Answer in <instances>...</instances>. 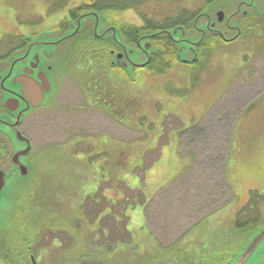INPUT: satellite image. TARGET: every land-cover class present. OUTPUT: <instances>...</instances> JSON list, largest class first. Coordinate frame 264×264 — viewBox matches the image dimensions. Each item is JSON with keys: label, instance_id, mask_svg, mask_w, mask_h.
Returning <instances> with one entry per match:
<instances>
[{"label": "rangeland", "instance_id": "374dc122", "mask_svg": "<svg viewBox=\"0 0 264 264\" xmlns=\"http://www.w3.org/2000/svg\"><path fill=\"white\" fill-rule=\"evenodd\" d=\"M90 1L69 0L67 5L59 12H50L45 15V0H0V55H4L8 49H13L18 45L17 38H13L15 40L12 41L13 43H8L6 41L8 39L7 35L25 34L28 37L37 38V34L47 33L45 39H54L66 34L68 30L54 33L52 28L64 17L68 8ZM227 1L232 4L229 12L222 7L220 8L219 4L214 8L210 7L209 10L201 12L207 14L210 22L215 25L221 23L224 19L232 23L231 25H236L240 16L239 12L241 13V10L246 8L244 3L246 1L248 3V0ZM223 2H226V0ZM202 5H204L202 0L149 2L142 7L122 11L117 14V17L121 21L135 26L143 25L144 21L148 20L153 23H163L169 18L175 17L181 11H197L200 7H203ZM254 6H256V11L259 8L261 9L260 12L264 13V2L263 6H260L259 3H254ZM218 11L223 13L220 22L217 21L216 13ZM234 13L239 16H231ZM98 16L103 18L100 14ZM204 17L206 15L202 16L199 22L197 21L200 28L204 25ZM39 18L41 21L38 22ZM94 22V18H86L84 23L82 22V29L76 35L86 32V30L90 32L91 25H94ZM111 26L118 28L116 25H111L104 20L103 28L100 29L102 31L104 28ZM188 27L187 29L183 27L184 35H177V38H174L177 40L174 43L176 53L178 48L182 49L181 58L190 59L192 58L190 54L192 48L197 58H199L198 45L203 40L198 44L191 45L187 39H192L194 43L199 38L213 33L205 35L202 32V35L198 37L199 31L194 30L192 23ZM101 31L98 30V33H101ZM194 31L195 33H193ZM33 32L37 33L31 35ZM196 33L198 34L196 35ZM76 35L70 38H75ZM84 35H82L83 38ZM87 35L93 36L96 42L101 43L102 41L94 36V32L87 33ZM259 35L260 38L255 42L247 41L245 38L235 39L234 35L232 37L227 36L218 44L219 47L212 50L209 57L203 58L197 63H193V61L183 63L180 62V59H171L168 67L160 64H154L151 69H148L150 67L137 66L136 64L142 53L139 51L140 55L137 59L129 56L128 61L123 62L121 65L124 67L131 64L132 68L126 69L124 67L128 75L119 69L120 67H116V64L111 66L110 59L99 50L100 57L87 56L86 60H89L90 64L97 65V68L88 71L89 77H96V80L100 78L102 81L104 78L106 81L112 82L117 80L119 83L117 86L113 83L105 84L104 89L97 88L98 92L106 91L108 97H102L100 95L102 93L93 94L92 90L86 89V92H89L88 100L97 103L101 107L108 106L109 108L113 99L115 102L118 101L117 103L120 104V106H117L119 112H115V117L121 121L116 122L103 115V113H98V116H96L97 113H94L96 115L92 117L86 119H82V117L80 122L78 121L79 125L75 124L73 126L74 122H71L70 119H60L61 112L59 113V111L57 112L59 114H54L53 117L50 116L49 112L43 111L42 116L39 114L32 118L33 122L29 121L31 132H26L34 139L38 150L40 149L34 156L36 164L39 168L50 171L52 180L50 195L52 203L51 220L42 219L37 223L38 226L46 227L50 222L47 225L50 231L47 232V237L44 235L45 232L43 233L37 243L33 245L35 249H48L49 245H51V249H69L71 262L76 261V256L79 254H84L85 257H82V261L85 264H97V262H99L98 264H101V262H106V264H145V249L127 250L122 249L121 246L123 245L109 249L113 242L123 240L121 235L125 233L124 224L123 222L119 223L117 215L122 214V212H118L120 203L123 202L121 207L124 209L123 206L128 205L126 200L130 198L117 203L109 202L103 193L104 188L114 189L113 184L116 181L124 182L125 170L131 167H137L142 172V161L145 162V156L142 158L145 150V135L152 138L158 133L162 124L165 131L162 132L161 142H165L170 134L180 133L183 121L179 116L180 112L184 119L196 116L204 117L205 120L209 118V121L215 119L225 124L224 129L227 128L233 118L237 120L241 115H244V118L249 116L248 118L254 119L255 122H250L248 119L244 129L251 133L252 138H259V136L264 138V29L262 32L259 31ZM182 38L186 40L180 41ZM2 40L4 41L2 42ZM79 41V44L74 46L69 44L71 45L69 52L66 53L67 49L63 53L70 55L88 54L90 45L95 48L99 46L101 47L100 50L102 47L106 48V46L92 43L91 38L88 42H84L79 37ZM122 41L124 42V40ZM149 41L152 44V50L159 52L162 43L161 46H157L153 40L150 39ZM73 42L75 43V41ZM144 42L145 40H142L140 44L142 45ZM127 47L134 50L137 46L128 45ZM120 51L117 50L114 54ZM70 64L72 62H68L67 65ZM134 68L137 69L134 70ZM91 78L86 77L85 80ZM86 85H88L87 82ZM100 87H103V84H100ZM75 88L72 80L66 83L64 87L66 101L72 102L76 99L77 92L75 93ZM127 101L129 103H125ZM91 112V110L87 111L84 115L88 114L90 116V114H93ZM209 121H206V123L212 124ZM145 127L147 129L146 134ZM190 131L198 132L194 136V141L185 134V132ZM183 133L185 135L182 141L186 143L184 146L198 148V150L195 151V155L193 154L194 157L191 163L193 174L188 173L179 178L177 180L178 185L168 190V192H172L173 202L167 205L166 200H164V206L159 204L165 209L163 219L169 218L174 223L172 227L170 226L172 234L174 232V234H177L181 230L180 217H183L182 220L186 221L187 224L188 222L191 223L193 219L219 207L222 197L227 194L224 184H220L221 174L213 173V177H210L213 180L212 185L206 191H199L200 189L195 181L204 171L201 168L202 166L206 165L212 169V165H217L215 163L223 159L224 155L220 158V154H223L220 149L223 145L222 142H224L225 148L227 147L226 142H228L229 132L225 131L223 133L219 126L214 128L213 125H199L185 130ZM248 136L250 137V135ZM129 139L131 141L127 142ZM120 153L122 156L119 155ZM129 155L131 158L126 160ZM149 156L152 158L155 156L153 150H151ZM101 160L105 162L100 165ZM149 161L148 158L147 164H150ZM247 167L249 171L242 173L246 178L241 179L239 173H233L238 195L236 196L233 191L236 196L235 202L232 201L231 204L233 202L234 204L226 210V214L230 216L233 213H238L242 208L241 204L247 202L248 198L246 199L247 194L245 192L247 188L264 185L256 181L264 176V145L256 149L255 158L250 160ZM122 172L124 174H121ZM95 174L97 178L107 176L105 182L107 184L104 187L102 186L100 190H93L95 189L93 185L85 188L86 184L83 180L85 176L93 179ZM227 184L226 187L233 190L234 183ZM231 189H229L230 196H232ZM125 191L129 195L133 193L135 197L137 196L136 200L131 199L132 202L141 203L140 189L135 193L127 191V189ZM256 191L263 195L261 191ZM177 197L183 199L182 203L179 202ZM229 205L230 202L226 208ZM224 208L221 210L222 212ZM246 219V225L241 228H237L235 222L231 226L228 219L229 224L227 228L223 229L222 237H217V234H215L212 248L203 250L211 251L215 249L226 252L228 250L243 249L252 235L258 229L264 227V200L259 205V214L249 215ZM174 228L175 231H172ZM104 229H107V233L103 237ZM12 242L15 245L18 239L11 238L8 242L9 248H12ZM261 248L264 249V239L257 247V249ZM159 251H161L160 255L162 257H158L157 260L161 258L166 260L168 257L177 260V262L181 260V263L184 262L182 260L192 261L194 259L197 262L200 260L194 256H189L191 251L197 252L200 251L199 249L173 248L170 250L160 249Z\"/></svg>", "mask_w": 264, "mask_h": 264}, {"label": "flooded vegetation", "instance_id": "af4514ba", "mask_svg": "<svg viewBox=\"0 0 264 264\" xmlns=\"http://www.w3.org/2000/svg\"><path fill=\"white\" fill-rule=\"evenodd\" d=\"M249 2L250 0H248V3L247 1L244 3L246 8L241 10V13L239 12L240 16L238 14L232 16H246L248 10L252 12ZM263 2L264 0H255V3H259L260 6H263ZM260 10L259 8L257 10L255 28L260 27L259 31L262 32L264 29V15H260ZM204 18L203 28L199 27L200 24L198 22L200 19L198 22L192 23L194 30L199 31L198 37L202 35V32L205 35L207 33H214L213 30H217V34H219L218 31L221 32L223 38H227V36L232 37L237 33V30L231 25L232 23L225 19L221 23H216L217 25L212 24L211 26V24L207 25V17ZM259 31L257 35H259ZM91 32H94L93 25H91ZM97 34H102V32H97ZM174 38H172L173 45L177 41ZM195 38L197 39V37ZM160 39V43L163 45L164 37H160ZM27 40L28 42L25 47L15 52L22 55L18 56L14 64L11 63L12 60L0 64L2 66L0 70L4 69V78L2 85H0V114L3 115L2 122H0V264H85L82 261V257H85L84 254H79L76 256V261L71 262L69 249H51V245L48 246V249H35V247H32V249H14L5 245L3 239L14 237L17 239H27L32 237V235L39 234L42 236L44 232V235L47 237V232L50 231L47 226L50 222H48L46 227L38 226L37 223L42 219L51 220V173L44 170V168H39L36 164L34 156L40 149L38 150L34 139L27 134V132H31L29 130V121L33 122L32 118L39 114L42 116L43 111H47L51 117L61 112L60 119H70L71 122H74L73 126L78 124L82 117V119H86L87 117L96 115L94 113H97L96 116H98V113H103V115L110 117V119L120 122L121 120L115 117V112H119L117 106H120V104L117 103L118 101L115 102L113 99L110 108L108 106L101 107L97 103L90 102L88 100L89 92H86L87 89L89 91L92 90L93 94L102 93L100 94L102 97L107 96L106 91L102 90L98 92L97 88L104 89L105 84L113 83L117 86L119 83L117 80L112 82L106 81L104 78L102 81L100 78L96 80V77L91 78L88 76V71L92 70V68H97V65L93 66V64H90V61L86 60V57L91 55L100 57L98 53H83L78 55L63 53L67 49L69 50L67 45L74 41L73 38H68L57 44L52 43L48 46L35 44L30 48L28 46L30 45V38L28 37ZM101 40L111 42L112 38L109 36ZM185 40L182 38L180 41ZM113 46L114 49L111 50V54H105L110 59V62L115 57L114 53L120 50L114 43ZM47 50L51 51L50 57H47ZM12 56L13 54L10 58ZM124 59L127 62L129 57L124 55ZM144 59L145 55L142 52L138 62ZM68 62H72V64L67 65ZM6 67L7 69H5ZM68 67L70 68L69 70L67 69ZM116 67H120L119 69L124 73H128L125 72L126 69L121 65L116 64ZM86 77L91 79H87L86 81ZM14 78L16 79L14 80ZM69 80H72L76 87L75 93L77 92V97L72 102L65 100L64 87ZM86 82L88 85H86ZM49 84H51V90L46 93L49 89ZM100 84H103V87H100ZM27 94L30 95L27 96ZM4 95L12 98L11 107L15 109L14 113L6 110L4 107L2 102ZM41 95L43 98L38 102ZM28 98H30L29 102H27ZM22 108L24 110H21ZM90 110L93 114H90V116L88 114L84 115V113ZM58 111L59 113H57ZM21 112H23V115ZM17 116H19V119ZM16 119H18L17 124ZM13 123L16 124L14 128L11 127ZM15 129L19 131L21 138L24 140L16 137ZM28 146V152L25 155H21ZM17 153L19 156L15 165L12 158ZM242 251L243 249H235L223 252L222 250L212 249L207 255L203 251L195 253L191 251L189 256L200 259L199 262L194 259L192 261H182L185 264H264V249H254L245 261L238 262L237 259ZM160 253L161 251H158L155 253L156 255L154 254L156 260L158 257H162ZM205 256L207 257L205 258ZM151 257L148 259L146 256L145 264L184 263H181V260L177 262V260L171 257L166 258V260L161 258L158 260L159 262L153 263L151 260L154 257Z\"/></svg>", "mask_w": 264, "mask_h": 264}, {"label": "crops", "instance_id": "0c3cea01", "mask_svg": "<svg viewBox=\"0 0 264 264\" xmlns=\"http://www.w3.org/2000/svg\"><path fill=\"white\" fill-rule=\"evenodd\" d=\"M179 116H181L183 120L180 132L199 125H213L214 128L219 126V129L221 128L223 133L225 131L229 132L228 142H226L227 147L225 148L224 142H222L223 145L220 149V152L223 153L220 154V158L224 155L223 159H221L218 163L216 162L215 164L217 165H212V169L206 165L202 166L201 168H203L204 171H202V174L197 177L195 181L196 185L200 189L199 191H206L212 185L213 180L210 179V177H213V173L221 174L222 179L220 184H224L227 191L226 196L222 197L220 206L214 211H210L205 215H201L200 217L193 219L191 223L188 222L187 224L186 221L184 222V220H182L183 217H180L179 223H181V230L177 234H174L175 232L172 234V232H170V228L174 223L169 218L163 219V212L165 209L159 204L164 206V200H166L167 205L168 203L170 204L173 202L172 192H168V190L178 185L177 180L179 178L188 173L193 174L191 163L193 161L195 151L197 152L198 148L185 147L184 145L186 143L182 141L181 133L177 132L172 135L170 134L165 142H161L160 138L162 136V132L165 131L163 124L159 128L158 133L152 138H148L145 135L147 130L145 127V150L142 157L144 158L145 156V162L144 160L142 161L143 171L140 172L137 167H131L130 169L125 170L126 177H124V182L116 181L115 184H113L115 187L114 189H107V187H105L103 191L109 202L117 203L130 198L129 200H126L128 205L126 207L124 205V209L121 207L123 202L120 203V207L118 209V212H122V214L117 215L118 221L119 223L123 222L124 224L123 228L125 233L121 235L123 240L113 242L110 248L108 247L109 249H113L114 246L118 247V245H123L124 247L121 246L122 249L127 250L145 249V256H147L148 259H150V256L154 257V259L151 260L153 263L158 261L155 259V253H157L160 249H199V252L203 251L207 255L210 251L203 249L212 248L214 245L215 234H217V237H222L223 229L227 228L229 223L231 226L234 225L237 212L233 213L231 216L226 214V210L234 204V200L238 195L233 173H239V177L241 179L246 178V176L242 173L249 171L247 164L250 160L255 158L256 149L264 145V138H261L260 136L259 138H252L251 133H248L247 129H244L248 119L250 122H255L254 119L248 118L249 116H245L244 118V115H241L237 118V120H234L233 118L226 129H224L225 124L220 123L215 119L213 121H209V118H206L205 120L204 117L198 116L184 119L181 112L179 113ZM206 121L212 122V124L206 123ZM248 135H250V137ZM130 141L131 139L127 140V142ZM151 150H153L155 155L153 158L149 156L151 154ZM225 150L226 152H224ZM119 155H121V153ZM119 155L116 157V162ZM130 158L131 157L129 155L126 160ZM148 158L150 160V164H147ZM104 162L105 161L101 160L99 164L101 165ZM121 174H124V172ZM83 180L86 184L84 187L88 188L90 185H93L95 188L93 190H100L102 186L104 187V185L107 184L105 183L107 181V176H99L97 178L96 174L93 179L92 177L85 176V179ZM253 180L255 179L253 178ZM110 181L112 182L113 180ZM256 181L264 184V176L260 180ZM225 182L234 183L233 190L229 188L232 190V196L229 195V189L226 187ZM126 189L127 191H133L134 193L140 189L139 194H141V203H135V201L132 202L131 199L136 200L137 196L135 197L133 193L129 195L125 191ZM251 190H259L264 195V185L252 186L251 188H247L245 191L247 194L246 199L249 197L248 193H250ZM233 191L236 193V196ZM177 199L180 203H182L183 199L181 197H177ZM232 201L234 202L231 204ZM229 202L230 205L226 208ZM245 203L241 205L244 206ZM223 208L224 210L222 212L221 210ZM219 211L221 212L218 213ZM228 212L229 210L227 213ZM106 231L107 229H104V235H102L103 237L107 233ZM172 231H175V228ZM195 252L196 251H194V253ZM206 257L207 256H205V258Z\"/></svg>", "mask_w": 264, "mask_h": 264}, {"label": "trees", "instance_id": "16d2710c", "mask_svg": "<svg viewBox=\"0 0 264 264\" xmlns=\"http://www.w3.org/2000/svg\"><path fill=\"white\" fill-rule=\"evenodd\" d=\"M67 1L69 0H45L44 2L46 3L45 15L50 12L51 13L59 12V10H61L64 6L67 5ZM162 1L180 2L181 0H91L89 3H81L77 6L68 8L64 17L52 28V32L60 33V32L69 30V22H72L73 24H75L77 18L81 14L91 13V12H95L98 15L99 14L102 15L103 21L105 20L111 25H116L119 28V31H121L122 38L127 45H133L136 47L137 42L139 41V38L142 35L160 31L161 33L160 37H164L163 45L161 46V43H160L161 39L159 36L151 39L154 41V43L157 46H161V47H160L159 52H156V51L151 52L150 61L147 65L144 66V68L150 67L148 69H151V66L153 68L154 64L155 65L160 64L164 67L165 66L168 67L170 65L171 59L173 60L176 59L175 57L176 49H175V45H173L172 43L173 39H171L169 35L166 34L165 31H169L178 26H182V28L184 27L186 29L189 28L188 27L189 24L193 22H197L202 17V12L204 10H209L210 7L214 8L216 7L217 4H219L220 8L222 7L228 12L230 11V5L232 6V4L227 0L226 2H223L225 0H202L204 5H202L203 7H200V9H198L197 11H193V12L181 11L175 17L169 18L166 22H163V23L154 22L153 23L148 20V21H144V24L140 26L128 24L126 22L121 21L117 17V14H119L122 11H126V10L133 9V8H138L139 6L142 7L143 5L149 2H162ZM254 3H255V0H250L249 6L252 7V12L248 10V14L246 16L239 17L237 24L235 23L236 25H233L234 28L237 30L236 35H234L235 39L237 38L246 39L247 38V41L255 42V40L260 38V36L257 35L260 27L255 28L257 11L253 9ZM260 15H264V14H260ZM37 21L38 22L41 21L40 18ZM207 22H208V17H207ZM213 32L215 34L214 33L212 35L207 34L206 36L202 38L203 41L198 45L199 46L198 47L199 58H197L198 60L195 63L202 60L203 58L209 57L212 50L219 47L218 44L224 40L221 32L218 31L219 34H217V30H213ZM36 33L37 32H33L31 35H34ZM87 33L91 34V31L88 32L86 30V32L84 31L80 33L81 36L80 34L76 35L75 38H73L75 43L74 42L68 43L67 47L70 48L71 45L74 46V45L79 44L78 43L79 37H81V40L83 39L84 42L85 41L88 42L89 39L91 38L93 41L92 43H95L96 45L98 44L104 47L106 46V48L102 47V49L100 50L99 48L101 47L98 46L97 48H95L94 46L90 45L89 46L90 50H88L89 53H98V50H99L100 52L104 54H111L112 52L111 50L114 49L112 42L103 41V40L101 41V43L96 42L95 38L91 35H87ZM83 34H85L84 38L82 37ZM7 36H8V39L6 41L8 43L12 41L14 42L15 40L13 38H17L18 45L13 49H10V50L8 49L4 53V55H0V64L5 63L6 61H9L10 56L14 54L17 50L24 48L28 42L27 40L28 36H26L25 34H19L17 36H11V35H7ZM3 41L4 40H2V42ZM68 52L69 50L66 51V53ZM134 69L136 70L137 68H134ZM180 133L182 134L183 131H181ZM197 133L198 132H192V131L185 132V134L189 136V138H192L193 141L195 139L194 136ZM185 134L183 133L181 135V138L184 139L183 136ZM225 185L226 186L228 185L227 182H225ZM263 200H264V196L261 193H259L256 190H251L249 193L247 202L245 203L244 206H242V208L239 210V212L236 215V218L234 220L235 226L237 228L244 227L247 223L246 218L249 215H254V216L258 215L259 205L261 204V202L263 203ZM255 221H258V220H255ZM40 237L41 236L38 234L35 236L32 235V237H29L27 239L19 238L17 244L13 245L14 241L12 242V248L32 249V247H34L33 245L37 243ZM9 240L10 239H3V243L8 246ZM101 264H104V262H101Z\"/></svg>", "mask_w": 264, "mask_h": 264}, {"label": "water", "instance_id": "95a60500", "mask_svg": "<svg viewBox=\"0 0 264 264\" xmlns=\"http://www.w3.org/2000/svg\"><path fill=\"white\" fill-rule=\"evenodd\" d=\"M253 9L256 11V6H253ZM261 14H264L263 12ZM207 14L205 13H202V16H204ZM217 15V21L220 22L222 20V17H223V13H221V11H218L216 13ZM208 17V16H207ZM86 18H94V25H93V30H94V36L97 37V38H100V39H105L109 36L112 37V41L116 47H118L121 51L120 52H117L115 54V57L112 59V61L110 62L111 65L112 64H119V65H122L123 62H126L125 59H124V55H127L128 57L129 56H133V58L137 59L138 56L140 55V52H143L144 55H145V59L142 61V62H138L136 65L137 66H145L146 64L149 63L150 61V55H151V52L153 51L152 50V44L151 42L149 41L150 39L152 38H155V37H160V31L159 32H154V33H150V34H144L142 35L140 38H139V41L137 42V47L136 49H130V47H127L128 45L125 44L122 40V35H121V31H119V28H116V27H107L106 29L104 28L102 31L100 28H103V19L100 18L98 16L97 13L95 12H91V13H84V14H81L75 24H73L72 22H69V30L66 32V34H63L62 36H59L57 38H54V39H45L47 37V33L46 34H43V33H39L37 34L38 37H29L30 38V47H32L33 45L35 44H40V45H46L48 46L49 44H52V43H61L63 42L64 40L74 36L77 34V32H79L81 29H82V22L84 23V20ZM209 18V17H208ZM211 24H214L213 22L211 23L210 22V18H209V21H208V24L209 25ZM183 29L182 26H178V27H175L173 30H169V31H165L167 35H169V37L172 39L174 37H176L177 35H184V32H183ZM98 30H100L102 32V34H97ZM111 32V34H110ZM177 32H179V34H177ZM203 37L199 38V40H197L196 42L192 43V39L190 40L187 39L188 43L189 44H198L201 40H202ZM142 40H145V42L141 45L140 42ZM149 42H148V41ZM175 43V42H174ZM177 47V46H176ZM191 48V46H190ZM186 49V48H185ZM29 51V50H28ZM181 51L182 49H179L178 48V51L176 53V58L177 59H180V62H183V63H190L193 61L196 62V58H197V55L194 51V49H190V54L192 55V58L190 59H185V58H181ZM48 53L47 57H50L51 55V51L50 50H47L46 51ZM24 54V53H23ZM22 54H13V56L11 57V63L14 64L16 62V60L18 59V56H20ZM125 65V64H124ZM12 67V66H11ZM126 69L127 68H132L131 67V64L128 65V66H124ZM7 69V67L5 68ZM4 76V69L3 70H0V85H2V81H3V77ZM16 78H14L15 80ZM51 84H49V89L46 93H48L50 90H51ZM30 94H27V96H29ZM43 96L41 95L40 99L38 100V102H40L42 100ZM30 98L27 99V102H29ZM2 102H3V105L4 107L6 108V110L10 111V112H13L14 113V110L12 107H11V103H12V98L9 97L8 95H4L3 96V99H2ZM29 108V107H28ZM21 110H24V108H22ZM21 114L23 115V112H21ZM18 119H19V116H17ZM2 119H3V115L0 114V122H2ZM18 119H16V124L18 122ZM15 123H13L11 125L12 128H14V125H16ZM15 134H16V137H20L21 138V134L19 133V131H16L15 129ZM22 140H24L23 138H21ZM29 150V146L22 152L21 155H25ZM18 153L17 154H14L12 160H13V163L16 165V160L18 159ZM0 183H1V180H0ZM0 188H1V185H0ZM264 239V227H261L260 229L257 230L256 233H254V235H252V237L246 242L245 246L243 247V251L242 253L240 254L239 258L237 259L238 262L240 261H245L246 258L251 254V252L254 250V249H257V247L260 245V243L263 241Z\"/></svg>", "mask_w": 264, "mask_h": 264}]
</instances>
